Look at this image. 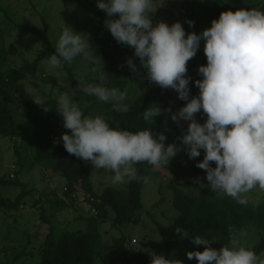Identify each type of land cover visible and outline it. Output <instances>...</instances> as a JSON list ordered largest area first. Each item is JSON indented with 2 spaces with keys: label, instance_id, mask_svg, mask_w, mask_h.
<instances>
[{
  "label": "clouds",
  "instance_id": "1",
  "mask_svg": "<svg viewBox=\"0 0 264 264\" xmlns=\"http://www.w3.org/2000/svg\"><path fill=\"white\" fill-rule=\"evenodd\" d=\"M96 6L106 13L104 26L112 37L134 49V56L139 58L147 80L161 88H171L179 100L186 102L175 113L170 108L162 110L158 105L151 106L142 113L143 119L152 125L157 116L168 112L174 123L185 121L188 127L177 137L179 144L166 145L163 132L155 133L150 127L132 132L111 128L103 116H85L68 93L61 92L55 110L63 118V127L70 130L60 138L65 150L91 162L95 169L113 173L114 184L124 183L126 177L147 183V177L137 176L134 167L137 163L147 162L166 168L181 151L193 160L203 150V160L195 166L205 170L207 185L213 192L246 205L248 199L242 194L257 186L264 190V11L252 8L222 12L218 20L211 22L210 28L199 35L189 33L185 38L180 22L171 26L159 22L153 26L150 18L153 0H97ZM115 16L118 18L113 19ZM186 23L189 27L194 26V21ZM202 40L207 64L198 68V74L203 77L195 81L199 95L189 99L191 77L186 76V65L197 54ZM92 50L87 34L65 26L47 64L59 69L77 57L95 64L97 55ZM126 64L136 75L133 59L128 58ZM57 84L65 87L62 80H57ZM81 91L106 104L111 103L117 110H128L126 91L99 84H89ZM32 99L48 110L42 98L33 96ZM201 110L207 115L203 124L196 119ZM210 162H214L215 167ZM199 180L195 178L194 182L199 183ZM200 186L205 185L200 183ZM229 231L233 233L231 245H223L217 250L210 247L216 242L214 238L200 235L190 238L187 231L175 229L181 239L204 246L202 252L186 254L189 260L195 258L198 264H264V259L239 243L232 228ZM151 264L183 262L153 253Z\"/></svg>",
  "mask_w": 264,
  "mask_h": 264
},
{
  "label": "rangeland",
  "instance_id": "2",
  "mask_svg": "<svg viewBox=\"0 0 264 264\" xmlns=\"http://www.w3.org/2000/svg\"><path fill=\"white\" fill-rule=\"evenodd\" d=\"M96 5L97 0H0V36L3 38L2 43L6 52L1 71L8 74L11 70H20L25 62H33L39 51L46 47L32 31L26 30L22 26L28 25L36 29L46 27V36L54 48L62 29L68 26L77 33L89 36V43L94 53L98 35L109 40L110 49L117 45L121 52L126 53L120 60V63L125 67L124 72L127 74L124 77V89L121 91H126L127 97L143 108L147 96V84L143 74L145 70L141 67L139 58L134 56V49L118 43L112 37L99 15L103 10L98 9ZM225 6V0H153L150 18L153 26L159 22H165L169 26L180 22L186 30L189 28L186 21L191 20L192 15L194 18L193 32L199 35L203 30L211 27L213 20L219 19ZM242 8L244 10L257 8L264 11V0H246ZM116 18L118 16L113 17V19ZM200 49L204 53L203 40ZM128 58H132L136 64V75L126 64ZM105 65L106 62L98 56L95 64L82 57H77L73 62L64 64L62 68L54 69L47 64V59H45L39 65L37 79L29 80L23 77L26 72L20 70L19 75L22 78H14L11 81L8 90L13 100L11 107L18 128V136L13 139L0 136V177L12 180L18 178L19 182L26 184L29 189H33V194L20 210L0 211V264H38L41 262V246L49 233V224L41 218L43 210L54 225L56 241L65 232H76L85 227L87 219L92 215L96 216L93 212L94 208L85 203L89 196L84 198L76 195L77 200L72 203L68 202L67 206H55L54 202L57 199L68 201L64 196L66 180L60 176H51L42 167L35 165L33 150L29 147L26 139L24 102L33 101V96H39L43 101L50 98L57 99L61 92L69 93L72 90L71 76L79 86H83L85 80L100 79ZM57 80H62L65 87H59ZM29 84L31 87L26 88L25 86ZM89 84L91 83L87 85ZM150 84L161 88L155 82H150ZM166 90L173 95L174 90L171 88ZM96 102L98 103L96 104ZM175 104L177 112L181 107L177 103ZM155 105L163 110L160 98L153 95L148 100L147 109L151 106L155 107ZM86 108L90 109L87 116H101L107 109H116L111 103L106 104L95 96L86 97L84 109ZM150 126L157 133L163 132L166 136V145L179 144L180 141L177 140V137L187 130L188 122L174 123L168 112H162ZM55 129L59 138L66 132L70 133V130L63 127V118L58 112L55 118ZM17 151L20 153V159ZM168 166L169 164L166 168L153 166L151 177L141 192L143 210L138 212L136 223L122 229L129 236L127 242L129 248L149 254L166 253L160 229L168 227L178 217V212L173 204L174 192L168 188L173 180ZM112 175L113 173L109 171L93 167L91 181L98 194L104 193L108 187L123 190L130 182L126 177L124 183L114 184ZM194 180L195 178L187 179L182 190L196 197L202 194L200 183L203 182L199 180V183H196ZM160 188H162V194ZM0 192L13 199L19 194L20 188L9 182L0 184ZM242 195L247 197L249 204L254 208L264 200V190L258 186ZM222 197L229 199L227 195H222ZM108 218L107 222L100 223L99 230L103 242L109 244L110 247L103 255L104 260L100 259L96 264H106L111 259L121 256L119 249L113 246L114 238L121 237V230L113 227L115 213L112 209ZM247 229L249 232H245L246 235L242 237L238 235L237 239L241 245L251 249L260 240L261 232L259 233L253 226L247 227ZM167 255L169 259L180 261L187 257L179 247H174L172 251L167 252Z\"/></svg>",
  "mask_w": 264,
  "mask_h": 264
},
{
  "label": "trees",
  "instance_id": "3",
  "mask_svg": "<svg viewBox=\"0 0 264 264\" xmlns=\"http://www.w3.org/2000/svg\"><path fill=\"white\" fill-rule=\"evenodd\" d=\"M226 6L223 12L243 9V3L246 0H225ZM105 12L99 14L102 22L105 21ZM194 18L191 15V21ZM26 30L32 31L46 45L45 49L39 51L37 58L33 62H25L20 70H24L26 74L23 76L29 80L37 79V73L40 63L47 59L55 52V48L46 36V27L44 29H36L25 25L22 26ZM194 31V27L185 30L186 35ZM3 38L0 36V92L2 100L0 101V136L4 138H16L18 136V128L14 112L12 110V97L9 93V85L11 81L22 78L18 69L11 70L8 74L1 71L2 63L6 58V52L3 47ZM95 54L106 62L102 77L97 80H85L83 86H79L76 80L71 76L72 90L69 91V97L76 102L83 114L87 116L90 109H84V101L88 95H85L81 88L87 86L88 83L93 85L99 84L108 88L124 89V72L125 67L120 63L123 53L117 45L113 49L109 47V40L96 37ZM68 63H65L67 65ZM207 60L205 54L199 50L197 54L187 62L186 76L191 77L189 84L190 97L199 95V90L195 87V81L203 79L198 74V68L201 65L206 66ZM70 71V70H69ZM147 84V96L144 107L140 108L132 99L127 97L125 103L128 110H105L101 116L110 124L111 128H122L132 132H138L146 128L154 129L143 119L142 113L148 107V100L151 96H158L162 102L163 109H171L172 113L176 112L175 103L180 107L185 106V101L178 99V94L174 91L173 95L166 89L154 87L146 78V72L143 71ZM103 78V80H102ZM98 102H96L97 104ZM47 111L42 106L35 104L33 101H25L24 119L26 121V139L29 147L33 150V158L35 165H39L42 169L51 174V176H60L66 180L64 196L68 201L54 202L56 207L67 206L68 202L76 201V195L89 196L85 203L97 210L96 216L89 217L85 227L76 232H65L61 238L56 241L54 234V225L50 219L46 217L44 210L41 218L49 224V233L41 246L40 256L41 262L38 264H96L103 259L104 253L110 247L109 244L103 242L102 234L99 230L100 223L107 222L109 212L112 209L115 213L113 219V227L121 230V237L114 238L113 246L118 248L121 256L115 257L106 264H151L152 254L138 251L127 246L128 238L125 227L136 223L138 212L143 210L141 192L147 184L142 179L130 180L126 188L118 190L108 187L104 193L98 194L92 184L91 174L93 167L91 162L84 161L69 154L63 147V142L59 138L55 129V118L57 111V99L50 98L44 101ZM197 122L203 124L207 119V115L201 110L196 114ZM231 127V126H229ZM18 158L20 159V153ZM204 152L193 160H190L186 152L181 151L169 162L168 169L173 175V180L168 188L174 192V208L178 212V217L173 223L166 228L160 229V234L166 247V253L156 254L163 255L166 259L167 252L174 247H179L183 254L190 251H203V245H193L189 239H181L180 235L175 232L177 227L188 232L189 237L200 235L204 238H214L216 242L210 247L219 250L223 245H231L232 232L237 234L249 232L247 227H255L260 233L261 238L253 248L257 255L264 259V200L256 207H252L249 201L246 205L237 203L235 199L222 197L224 194L213 192L207 185L205 170L197 168L196 163L203 160ZM215 167L214 162H210ZM137 169L138 177H147L148 181L151 177L152 165L147 162H140L134 165ZM200 178L205 186L202 187V194L199 196H191L182 190V186L186 184L187 179ZM18 178L5 179L0 177V184L12 183L20 188L19 194L13 199L0 192V211H16L23 208L27 199L33 194V189H29L26 184L17 180ZM192 183V182H191ZM162 194V188L159 189ZM78 197V196H77ZM70 199V200H69ZM163 196L161 197V200ZM40 202V201H37ZM81 202V201H80ZM163 202V201H162ZM126 229V228H125ZM187 256V255H186ZM171 260V259H170ZM183 264H198L193 258L189 260L187 257L181 259Z\"/></svg>",
  "mask_w": 264,
  "mask_h": 264
},
{
  "label": "built area",
  "instance_id": "4",
  "mask_svg": "<svg viewBox=\"0 0 264 264\" xmlns=\"http://www.w3.org/2000/svg\"><path fill=\"white\" fill-rule=\"evenodd\" d=\"M83 200H85V199L83 198ZM93 212L95 215L98 213L96 209H93Z\"/></svg>",
  "mask_w": 264,
  "mask_h": 264
}]
</instances>
